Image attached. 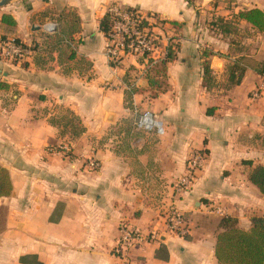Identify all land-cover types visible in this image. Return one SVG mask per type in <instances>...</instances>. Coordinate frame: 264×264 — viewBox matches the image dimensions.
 Returning <instances> with one entry per match:
<instances>
[{
  "label": "crops",
  "instance_id": "obj_1",
  "mask_svg": "<svg viewBox=\"0 0 264 264\" xmlns=\"http://www.w3.org/2000/svg\"><path fill=\"white\" fill-rule=\"evenodd\" d=\"M113 5L170 25L162 35L172 39L174 59L163 76H142L133 56L109 65L99 24ZM252 9L264 13V0H13L0 7V168L12 189L0 197V264H217L223 217L242 230L264 218V196L248 180L264 167V74L247 67L240 85L228 83L238 59L264 64V32L237 19ZM10 41L27 48L22 60L2 58ZM145 112L161 134L136 128ZM60 146L70 148L69 159L47 152ZM194 152L204 164L190 191L177 195L173 186ZM89 160L99 168L90 170ZM172 207L185 216L183 236L166 229ZM121 223L157 240L119 250Z\"/></svg>",
  "mask_w": 264,
  "mask_h": 264
},
{
  "label": "built area",
  "instance_id": "obj_2",
  "mask_svg": "<svg viewBox=\"0 0 264 264\" xmlns=\"http://www.w3.org/2000/svg\"><path fill=\"white\" fill-rule=\"evenodd\" d=\"M107 13L112 17V26L106 37L105 55L111 67H117L127 56L137 57L143 65L142 76H145L154 66L166 61L170 50L174 52L172 39L162 35V32L167 31L170 25L156 15L143 14L134 9L127 12L126 9L116 5L110 6ZM44 30L48 32L50 29L45 27ZM27 51V48L21 44L10 41L2 45L1 56L6 60L18 62L25 57ZM253 97L257 98L259 95L254 93ZM135 126L138 130L148 131L155 128L158 134L162 133L160 123L155 121V118L148 112L137 116ZM47 152L59 154L67 159L71 157V150L68 146L49 148ZM204 161L205 156L200 152L191 154L187 161L185 175L173 186L175 194L182 195L190 191L195 176L201 170ZM87 163L90 170L99 168L97 161L89 160ZM166 229L170 234L179 236L186 234L185 216L175 207L167 211ZM118 231L117 247L123 251L157 240L154 233L143 235L125 223L120 224Z\"/></svg>",
  "mask_w": 264,
  "mask_h": 264
},
{
  "label": "trees",
  "instance_id": "obj_3",
  "mask_svg": "<svg viewBox=\"0 0 264 264\" xmlns=\"http://www.w3.org/2000/svg\"><path fill=\"white\" fill-rule=\"evenodd\" d=\"M126 10L131 12L133 9L127 8ZM237 19L246 21L261 33L264 32V13L258 9L241 12L237 15ZM2 22H7L10 26L16 25L8 16H3ZM219 22L224 24L223 20ZM111 26L112 17L109 13H106L99 24V29L105 37L108 36ZM15 42L18 44L17 41ZM204 57L208 58L209 54L205 53ZM173 59L174 52L170 50L166 61L154 66L151 73L156 72L157 75L163 76L166 64ZM247 67L253 68L259 74H264V64L253 63L244 58L238 59L228 69V83L230 86L240 85ZM211 74L209 63L204 62L203 80L207 87L211 84ZM74 133L76 132L74 131ZM248 180L264 196V167L254 168L249 173ZM11 190L8 174L0 168V197H8ZM250 223L248 230H242L238 227L235 218L223 217L221 219L214 249L217 264H264V218L253 217ZM20 263L32 264L27 262L25 258H21Z\"/></svg>",
  "mask_w": 264,
  "mask_h": 264
},
{
  "label": "rangeland",
  "instance_id": "obj_4",
  "mask_svg": "<svg viewBox=\"0 0 264 264\" xmlns=\"http://www.w3.org/2000/svg\"><path fill=\"white\" fill-rule=\"evenodd\" d=\"M67 120L72 122V127L76 128V129L78 128V124H77V121L75 120V118L68 115ZM76 129L74 131H76ZM2 218H3V215H2V212H0V222L1 223H2Z\"/></svg>",
  "mask_w": 264,
  "mask_h": 264
},
{
  "label": "water",
  "instance_id": "obj_5",
  "mask_svg": "<svg viewBox=\"0 0 264 264\" xmlns=\"http://www.w3.org/2000/svg\"><path fill=\"white\" fill-rule=\"evenodd\" d=\"M11 1H13V0H1L0 1V7L5 6L6 4H8Z\"/></svg>",
  "mask_w": 264,
  "mask_h": 264
}]
</instances>
